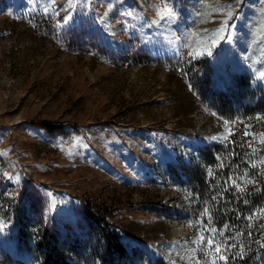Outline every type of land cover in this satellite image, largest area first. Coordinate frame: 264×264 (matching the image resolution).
Instances as JSON below:
<instances>
[{
  "label": "rangeland",
  "instance_id": "obj_1",
  "mask_svg": "<svg viewBox=\"0 0 264 264\" xmlns=\"http://www.w3.org/2000/svg\"><path fill=\"white\" fill-rule=\"evenodd\" d=\"M263 96L264 0H0V264H44L48 237L72 264H114L98 218L140 241L136 262L212 257L206 229L228 237L210 201L164 172L210 178L204 149L241 128L262 148L238 108Z\"/></svg>",
  "mask_w": 264,
  "mask_h": 264
},
{
  "label": "trees",
  "instance_id": "obj_2",
  "mask_svg": "<svg viewBox=\"0 0 264 264\" xmlns=\"http://www.w3.org/2000/svg\"><path fill=\"white\" fill-rule=\"evenodd\" d=\"M237 107L232 106L231 111ZM239 116L244 123L250 125L255 133L264 135V96L252 103H246L240 106ZM263 117V118H262ZM245 128L238 130L239 134L235 136L237 146H213L211 149H204L201 154L208 160L214 168L210 178L207 177L201 168H195L194 172H185L177 166L166 171L171 182L181 180L191 182L195 185V193L200 199L205 198L210 201L213 220L221 230L222 237H228V241L220 246L221 251H213L212 257L201 254L203 261L198 264H264V167H257L251 164L262 153L264 146H244L246 138L242 136ZM184 142H186V139ZM253 149H256L253 152ZM199 157V159H201ZM190 160L186 157V162ZM171 166L169 161L164 163V167ZM145 172L151 179L153 169L146 165ZM236 177H239L238 180ZM250 178L253 184L250 186L238 188L232 184L234 180ZM152 181V180H151ZM256 207L259 208V218L252 216L251 212ZM253 218V222L248 218ZM94 226L97 233L100 234L106 246L101 252L111 254L114 264H144L143 260L136 262L139 258L135 252L142 249V244L138 239H132L129 242L128 252L126 246L116 236V226L112 224V230L108 229V221L96 219ZM227 226V227H226ZM48 230L43 231L44 236L48 237ZM218 235V234H217ZM46 258L44 264H72L62 256L60 250L56 248L54 242L48 237L45 241ZM227 244L233 247L227 248ZM206 245V243H205ZM204 253V252H203ZM224 257V259H221ZM156 264V263H154ZM159 264H168L161 262Z\"/></svg>",
  "mask_w": 264,
  "mask_h": 264
},
{
  "label": "snow or ice",
  "instance_id": "obj_3",
  "mask_svg": "<svg viewBox=\"0 0 264 264\" xmlns=\"http://www.w3.org/2000/svg\"><path fill=\"white\" fill-rule=\"evenodd\" d=\"M231 15V13H229ZM247 135V133H245ZM264 143V141H262ZM251 146V145H249ZM256 149H253V152H255ZM239 187V185H237ZM207 209L205 210V215H207ZM255 215V214H254ZM249 219H252L251 217ZM227 227V226H226ZM261 228H264V224L260 225ZM209 233L208 237L201 236V242L206 243L214 252L219 253L221 251L220 245L216 243L215 237L213 235L214 232H216L215 229H206ZM221 243H226V241H222ZM233 247L232 244H227V248ZM221 259H224V257H221Z\"/></svg>",
  "mask_w": 264,
  "mask_h": 264
},
{
  "label": "bare ground",
  "instance_id": "obj_4",
  "mask_svg": "<svg viewBox=\"0 0 264 264\" xmlns=\"http://www.w3.org/2000/svg\"><path fill=\"white\" fill-rule=\"evenodd\" d=\"M183 141H184V139H183ZM158 165H159V164H158ZM156 173H158V172H155V173H154V171L152 172V175H151L152 178L157 177V176H156ZM164 173H165V172H164ZM165 174H166V173H165ZM166 176H168V175L166 174ZM161 181H162V179H158V182H161ZM172 244H173V243H172Z\"/></svg>",
  "mask_w": 264,
  "mask_h": 264
},
{
  "label": "built area",
  "instance_id": "obj_5",
  "mask_svg": "<svg viewBox=\"0 0 264 264\" xmlns=\"http://www.w3.org/2000/svg\"><path fill=\"white\" fill-rule=\"evenodd\" d=\"M108 229L112 230V222H108Z\"/></svg>",
  "mask_w": 264,
  "mask_h": 264
}]
</instances>
